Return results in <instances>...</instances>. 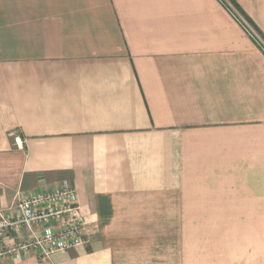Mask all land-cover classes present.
<instances>
[{"label": "crops", "instance_id": "0c3cea01", "mask_svg": "<svg viewBox=\"0 0 264 264\" xmlns=\"http://www.w3.org/2000/svg\"><path fill=\"white\" fill-rule=\"evenodd\" d=\"M63 179L85 243L0 264H264V53L222 1L0 0L4 213Z\"/></svg>", "mask_w": 264, "mask_h": 264}, {"label": "built area", "instance_id": "2783aa9c", "mask_svg": "<svg viewBox=\"0 0 264 264\" xmlns=\"http://www.w3.org/2000/svg\"><path fill=\"white\" fill-rule=\"evenodd\" d=\"M220 1L264 53L261 33L228 0ZM2 199L0 193L1 256L19 258L23 253L34 251L50 259L55 253L66 252L85 243L78 193L69 180L59 181L52 189L28 194L20 201V213L16 217L4 213ZM9 232L12 234L7 241ZM18 235L24 239L16 240Z\"/></svg>", "mask_w": 264, "mask_h": 264}, {"label": "trees", "instance_id": "16d2710c", "mask_svg": "<svg viewBox=\"0 0 264 264\" xmlns=\"http://www.w3.org/2000/svg\"><path fill=\"white\" fill-rule=\"evenodd\" d=\"M248 19V18H247ZM250 21V19H248ZM252 23V21H250ZM253 26H255L253 23H252Z\"/></svg>", "mask_w": 264, "mask_h": 264}]
</instances>
